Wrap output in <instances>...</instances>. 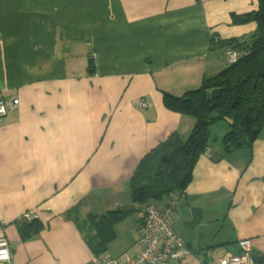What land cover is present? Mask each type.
<instances>
[{
    "label": "crops",
    "instance_id": "0c3cea01",
    "mask_svg": "<svg viewBox=\"0 0 264 264\" xmlns=\"http://www.w3.org/2000/svg\"><path fill=\"white\" fill-rule=\"evenodd\" d=\"M256 8V0H0V94L19 101L0 121V236L13 264L92 263L87 237L104 216L137 209L129 181L139 161L194 126L165 108L163 94L182 96L226 69L227 50L256 29L231 15ZM227 126L211 127L177 205L178 222L188 221L174 230L186 264L238 255L244 240L252 264H264V130L226 152ZM29 213L41 227L23 235ZM137 221L133 212L114 226L109 256L136 253Z\"/></svg>",
    "mask_w": 264,
    "mask_h": 264
},
{
    "label": "trees",
    "instance_id": "16d2710c",
    "mask_svg": "<svg viewBox=\"0 0 264 264\" xmlns=\"http://www.w3.org/2000/svg\"><path fill=\"white\" fill-rule=\"evenodd\" d=\"M256 2L255 11L231 15L234 25L250 22L256 25L252 35L242 39L243 44L236 45L239 50L236 62L204 80L198 89L182 96L163 94L165 108L192 118L194 126L185 139L173 133L139 161L129 181L130 197L137 209H118L104 216L100 222L102 230L87 237L94 259L108 255L107 245L114 238L115 225L133 212L138 214L145 205L156 207L163 199H170L172 203L173 195L177 200L175 214L171 217L172 227L173 217L178 213V202L192 180L195 164L207 151L212 126L227 123L228 132L222 140L226 152L251 146L264 130V0ZM40 227L38 221H32L23 230V235H28L26 231L38 233ZM124 254L116 259H122Z\"/></svg>",
    "mask_w": 264,
    "mask_h": 264
},
{
    "label": "built area",
    "instance_id": "2783aa9c",
    "mask_svg": "<svg viewBox=\"0 0 264 264\" xmlns=\"http://www.w3.org/2000/svg\"><path fill=\"white\" fill-rule=\"evenodd\" d=\"M229 63H234L239 57L235 50L228 49ZM19 101L12 99L4 101L0 94V121L18 106ZM169 205L157 209L152 204L145 205L138 213L139 223L136 225L139 233V248L134 255L125 253L122 259L112 258L109 255L101 259H93L91 264H186L184 262V242L173 231L170 223L175 214L176 196H171ZM29 221L37 220L38 215L29 213L25 216ZM240 253L232 256L224 255L216 264H252L251 242L248 240L239 243ZM0 264H13L8 240L0 236Z\"/></svg>",
    "mask_w": 264,
    "mask_h": 264
},
{
    "label": "rangeland",
    "instance_id": "374dc122",
    "mask_svg": "<svg viewBox=\"0 0 264 264\" xmlns=\"http://www.w3.org/2000/svg\"><path fill=\"white\" fill-rule=\"evenodd\" d=\"M127 219V217L125 218ZM188 221H183V222H178V219L176 218V216L173 217V220H172V228L173 230H177L178 228V224L179 226H185V223H187ZM126 221L122 222L121 225H120V229H124V225H125ZM126 234V233H125ZM184 236V235H182ZM122 239L118 240V241H121ZM108 252H111L110 249H108ZM109 255V254H108ZM112 256H115L114 253H112Z\"/></svg>",
    "mask_w": 264,
    "mask_h": 264
},
{
    "label": "water",
    "instance_id": "95a60500",
    "mask_svg": "<svg viewBox=\"0 0 264 264\" xmlns=\"http://www.w3.org/2000/svg\"><path fill=\"white\" fill-rule=\"evenodd\" d=\"M254 263L261 264L262 263V260H259L258 262L254 260Z\"/></svg>",
    "mask_w": 264,
    "mask_h": 264
}]
</instances>
